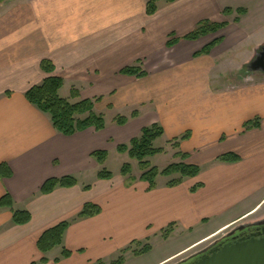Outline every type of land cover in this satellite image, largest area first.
<instances>
[{"label":"crops","instance_id":"obj_1","mask_svg":"<svg viewBox=\"0 0 264 264\" xmlns=\"http://www.w3.org/2000/svg\"><path fill=\"white\" fill-rule=\"evenodd\" d=\"M148 1L16 0L0 13V165L10 172L0 175V198L7 194L13 209L31 218L15 226L10 210L0 208V264H40L41 258L46 264H94L133 242L142 244L155 228L173 225L170 235L206 229L156 263L161 264L240 223L264 218V75L246 70L264 45V0L160 1L152 16L146 14ZM225 9L232 13L224 15ZM237 9L245 13L238 16ZM204 21L227 26L196 41L182 39ZM174 39L179 41L166 48ZM215 40L220 44L208 55L196 56ZM249 43L254 53L226 70L223 59ZM42 60L52 63L51 75L77 89L80 99L100 98L94 109L105 117L104 130L65 137L27 102L25 93L49 77ZM139 60L144 78L119 74ZM133 112L137 116L131 119ZM117 115L128 122L115 125ZM254 120L257 126L246 130L245 123ZM153 124L163 129L166 145L159 148L170 149L174 163L181 162L175 157L179 152L186 155L184 163L204 165L206 171L173 188L156 181L148 191L141 172L133 174L137 163L116 152L130 164L131 175L119 171L99 180L106 161L100 166L91 154L114 155L118 145ZM186 133L189 137L172 147L169 142ZM227 153L239 161L216 160ZM63 177L76 185L40 194L45 181ZM87 203L101 212L76 219ZM61 222H69L61 246L41 254L38 238ZM63 249L70 257H61Z\"/></svg>","mask_w":264,"mask_h":264},{"label":"trees","instance_id":"obj_2","mask_svg":"<svg viewBox=\"0 0 264 264\" xmlns=\"http://www.w3.org/2000/svg\"><path fill=\"white\" fill-rule=\"evenodd\" d=\"M164 1L167 3H172L175 0H149L146 4V14L152 16L157 10V3ZM232 10H223L224 15H230ZM238 16L245 13L242 9L235 10ZM235 22L238 21L236 18ZM226 23H211L208 21L201 22L195 28L193 32L184 36L182 39L188 41H196L206 35L214 34L217 31L225 28ZM179 39H174L167 41L166 48H172ZM220 44V40H215L206 46L199 54L208 55L209 52ZM141 61H137L135 65L124 67L119 71L120 75L144 78L146 76L145 71L142 70ZM41 70L48 74L49 77L45 78L39 85L31 87L26 93L25 98L28 103L35 106L40 112L49 116L50 122L59 134L70 137L76 133L83 132L87 129L93 128L95 131L99 132L105 129L106 122L104 115L97 113L94 109V104L97 103L100 98L93 100L80 99L79 91L75 88H71L69 91V97L64 98L59 94L60 89L63 86V80L59 77L52 76L54 67L50 61L42 60L40 63ZM137 113L133 112L130 116L131 119L136 118ZM128 122V118L124 116L117 115L113 119V123L117 126H124ZM257 126L256 120L247 122L244 125L246 130L255 128ZM163 136V129L157 125L153 124L148 127H144L140 130L139 136L131 139L127 144H121L116 147V152L118 154H127L130 160L137 163L138 169L141 172L139 180L147 184V190L152 191L156 188V179L158 177L170 178L166 183V187L173 188L179 186L184 179L195 178L200 173V168L195 165H190L184 163L186 159L185 154L177 153L176 158H179L181 162L172 163L163 169H158L152 167L148 161V158L153 157L164 152L163 148L154 147V142ZM189 137L186 133L179 139H174L172 142V147L177 148L180 141H184ZM91 157L102 166L107 159L106 151H95L91 154ZM217 161L221 163H236L239 161V157L232 153H227L220 155L216 158ZM0 175L10 176V172L5 165H0ZM120 175L122 177H129L131 175V166L129 163H124L120 168ZM173 177V178H172ZM97 178L99 180H110L112 174L108 172L105 168H102L98 174ZM76 185V181L71 177H63L60 179H49L45 181L40 189V194L46 195L50 194L55 188H71ZM88 187H85L87 189ZM201 188V185H195L191 188V192H195L197 189ZM0 208L9 209L11 212V221L15 226H22L30 221V215L26 211L14 210L12 207V200L6 194L0 198ZM101 209L91 203H87L83 206L81 211L77 214L76 219L91 218L98 215ZM69 227V222H61L52 228L44 231L37 240L36 246L41 254L48 253L56 247L61 246L62 239L65 231ZM173 225H169L167 230L162 231L161 237L167 239L172 233ZM134 243V242H133ZM149 245H144L138 251H132L135 256L143 255L150 251ZM124 252L128 249H124ZM121 252V254L123 253ZM71 253L65 249L62 250L61 257L68 258ZM59 260L55 259L54 262L57 263ZM40 264H46L47 260L41 258ZM123 258L120 256L116 261L111 264H122ZM94 264H103L102 262H96Z\"/></svg>","mask_w":264,"mask_h":264},{"label":"rangeland","instance_id":"obj_3","mask_svg":"<svg viewBox=\"0 0 264 264\" xmlns=\"http://www.w3.org/2000/svg\"><path fill=\"white\" fill-rule=\"evenodd\" d=\"M14 1H16V0H4V1L0 2V13L2 12V10L4 8H6L10 4H12ZM250 43L246 44L247 46H245L240 53L231 54V55L225 57L223 59V61H224L223 67L226 70H234L235 68L239 67L243 62L247 61V59L249 58L248 54L254 53L253 52V46H252L253 44H250ZM225 69H222L224 71V73L226 71ZM220 73H223V72L219 71V73L217 74L218 77H220ZM211 79H212V81L215 80V78H211ZM69 91H70V86L64 85L61 88V90L59 91V94L61 95V97L66 98V97H68ZM165 145H166L165 137L159 138L154 142V147H156V148L164 147ZM123 161H124L123 157L117 156L116 151H114V155H113V153H110V155H108L107 160H106L107 171L112 173L114 176H119V171H120V168L123 164ZM148 161L150 162L152 167H156L159 170L163 169L166 166L175 162L174 160H172V153H171L170 149H168L167 153L163 152L162 154H158V155H155L153 157L148 158ZM132 166L134 169L133 174L135 176H138L140 171L138 170V168H136L135 165H132ZM199 168L202 169V171L203 170L206 171L207 167H205L204 165H201ZM169 180H170V178L158 177L156 181L158 182L159 186L165 187V183H167ZM183 181L185 184L187 182V179H184ZM187 184H189V183H187ZM249 221L251 222L252 219L248 220L247 222H249ZM243 223H245V222H243ZM240 224H242V223H240ZM240 224H238V225H240ZM238 225H236V226H238ZM236 226H234V227H236ZM234 227H232V228H234ZM153 228H155V226H153ZM165 230H167V228H165L163 231H165ZM230 230H228L225 233L218 235V236H216V237H214V238H212V239H210L204 243L199 244L197 247L192 248L191 250L187 251L183 255H181V256L173 259V260L170 259L171 261L167 260L161 264H166V263L167 264H180L181 262L185 261L190 256L194 255L195 253H197V252L201 251L202 249H204L205 247H207L209 244H211L216 239L220 238L222 235L226 234ZM161 231L162 230H160V229L157 230L155 228L154 232L150 235V237H148L146 240L141 241L142 244L135 242V243L130 244L128 247L129 251H138L144 245H149L151 248L149 252H147L143 255H140V256H135L134 253L129 252V251L124 252L123 251L124 248H120V249L116 250L115 252L113 251V253H111L109 256L102 259L101 262L103 264H111L121 256L123 258L122 264H156L159 261L171 256L172 254H174L177 251H179L180 249H182L184 246L191 243L193 240H195L200 235L205 233L206 229H197L191 234L186 233V232H182V231L181 232L178 231L174 235H169V237L167 239H163L161 237V235H162ZM122 251H123V253L121 254ZM59 252H60L59 248L55 249L52 253V257L58 256Z\"/></svg>","mask_w":264,"mask_h":264},{"label":"water","instance_id":"obj_4","mask_svg":"<svg viewBox=\"0 0 264 264\" xmlns=\"http://www.w3.org/2000/svg\"><path fill=\"white\" fill-rule=\"evenodd\" d=\"M256 52L257 55L247 64L246 70L250 74L264 75V45ZM191 264H264V236L213 249Z\"/></svg>","mask_w":264,"mask_h":264},{"label":"flooded vegetation","instance_id":"obj_5","mask_svg":"<svg viewBox=\"0 0 264 264\" xmlns=\"http://www.w3.org/2000/svg\"><path fill=\"white\" fill-rule=\"evenodd\" d=\"M4 0H0L2 2ZM257 55V52L254 54L253 58ZM252 58V59H253ZM251 59V60H252ZM264 218L260 220H255L251 222L242 223L229 232L222 235L220 238L216 239L214 242L209 244L207 247L201 251L195 253L194 255L187 258L185 261L180 264H191L193 261L197 260L203 255H207L213 249H219L227 244H234L240 241H247L253 238L259 239L264 236Z\"/></svg>","mask_w":264,"mask_h":264}]
</instances>
